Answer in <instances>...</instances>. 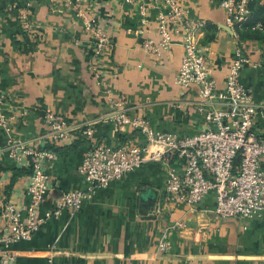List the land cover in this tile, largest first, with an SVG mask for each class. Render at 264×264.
<instances>
[{
    "label": "crops",
    "instance_id": "crops-1",
    "mask_svg": "<svg viewBox=\"0 0 264 264\" xmlns=\"http://www.w3.org/2000/svg\"><path fill=\"white\" fill-rule=\"evenodd\" d=\"M25 1L0 0V93L6 98L3 111L13 118L12 136L25 142L42 135L41 117L46 110L92 131L91 138L76 132L67 143L56 146L57 157L49 170V189L42 202L43 208H49L59 193L83 187L75 167L91 139L109 146L141 145L143 140L136 130L117 126L107 118L111 108L106 95L89 74L88 35L70 7L62 0H28L37 25L34 38L18 26L17 8ZM178 1L190 17L207 25L199 43L220 88L240 44L248 63L239 79L259 105L253 129L264 134L261 16L249 26V33L237 37L236 30L225 28L226 11L220 0ZM261 6L264 0H258L249 12L253 14ZM80 7L109 37L110 63L117 72L112 91L123 98L127 112L141 114L153 128L175 135L200 131L204 114L196 108L197 87L186 89L175 82L181 46L174 44L160 57L141 50L142 38L157 39L153 16H149L144 33L133 34L125 32L138 25L133 5L117 0H80ZM258 23L259 27L253 28ZM21 111L25 114L20 115ZM4 137L0 129V147ZM165 171L158 162H146L95 189L72 216L60 212L32 241L13 244L14 264H46L51 245L50 264H264V212L249 219L218 218L211 212L212 196L194 210L182 206L173 214L158 212L156 202L162 198ZM28 172L25 164L0 158V201L23 203ZM179 216L192 229L169 232L171 248L166 253L157 252L158 233ZM196 229L201 232L198 242L192 236Z\"/></svg>",
    "mask_w": 264,
    "mask_h": 264
},
{
    "label": "built area",
    "instance_id": "built-area-1",
    "mask_svg": "<svg viewBox=\"0 0 264 264\" xmlns=\"http://www.w3.org/2000/svg\"><path fill=\"white\" fill-rule=\"evenodd\" d=\"M62 1L88 35L89 74L95 86L106 95L111 108L107 118L117 126L136 130L143 144L109 146L91 139L75 167L83 187L59 193L49 208H43L49 189V170L57 157L56 146L67 143L76 132L91 138L92 131L46 110L41 117L44 133L22 142L12 136L13 118L3 111L6 98L0 93V129L5 134L0 158L6 156L29 169L23 203L0 201V264H14L13 244L32 241L47 221L63 211L72 216L95 189L106 187L146 162H158L166 168L162 198L156 202L158 212L173 214L182 206L194 210L212 196L211 212L218 218L260 216L264 212V134L253 129L259 105L253 102L250 91L239 79L241 69L248 63L240 44L234 50L220 88L199 43V35L206 25L203 20L190 17L178 0H117L133 5L138 15L136 28L125 32L144 33L150 15L156 22L157 39L142 38L143 53L160 57L176 43L182 48L175 82L186 89L197 87L196 108L204 114V124L194 134L179 136L153 128L141 114L127 112L123 98L112 91L117 72L110 63L112 45L108 35L81 9L80 0ZM249 1L220 0L226 11L225 25L234 33L235 25L249 14ZM28 7L26 0L17 8L18 26L26 36L36 38L37 25ZM235 35L238 37V33ZM24 114L25 111L20 112ZM187 229L192 228L182 216L174 218L158 233L156 251L166 253L171 248L169 232ZM200 235V230L192 231L195 242L200 241ZM48 252L46 264L51 262L53 245Z\"/></svg>",
    "mask_w": 264,
    "mask_h": 264
},
{
    "label": "trees",
    "instance_id": "trees-1",
    "mask_svg": "<svg viewBox=\"0 0 264 264\" xmlns=\"http://www.w3.org/2000/svg\"><path fill=\"white\" fill-rule=\"evenodd\" d=\"M257 1L258 0H250L249 1V3H248V8L249 9H251V8H253V6L257 3ZM259 8V7H258ZM256 11V10H255ZM254 14V13H253ZM251 15H252V13L251 12H249V14H248V16L246 17V19L244 20V21H242L240 24H236L235 25V30L237 31V33L239 34V37H242L245 33H249V26L253 23V22H255V21H257V19H259V18H257L256 16H255V19H250L251 18ZM262 21V20H261ZM262 23H263V21H262ZM264 24V23H263ZM207 25H205V27H206ZM246 30H248V31H246ZM244 31H246V32H244ZM244 32V33H243ZM251 32V31H250Z\"/></svg>",
    "mask_w": 264,
    "mask_h": 264
},
{
    "label": "rangeland",
    "instance_id": "rangeland-1",
    "mask_svg": "<svg viewBox=\"0 0 264 264\" xmlns=\"http://www.w3.org/2000/svg\"><path fill=\"white\" fill-rule=\"evenodd\" d=\"M258 15H260L261 17V20L263 21L264 23V6H261L260 8H258L256 11H254V14L251 15V18L250 19H255V16L257 17ZM264 36V30L262 32V34Z\"/></svg>",
    "mask_w": 264,
    "mask_h": 264
},
{
    "label": "water",
    "instance_id": "water-1",
    "mask_svg": "<svg viewBox=\"0 0 264 264\" xmlns=\"http://www.w3.org/2000/svg\"><path fill=\"white\" fill-rule=\"evenodd\" d=\"M226 29H229L228 27H225Z\"/></svg>",
    "mask_w": 264,
    "mask_h": 264
}]
</instances>
